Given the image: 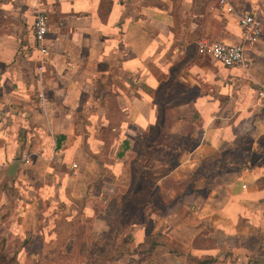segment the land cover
Returning a JSON list of instances; mask_svg holds the SVG:
<instances>
[{
    "label": "crops",
    "instance_id": "crops-1",
    "mask_svg": "<svg viewBox=\"0 0 264 264\" xmlns=\"http://www.w3.org/2000/svg\"><path fill=\"white\" fill-rule=\"evenodd\" d=\"M230 1L232 13L218 0H0V202L16 209L23 259L68 253L74 221L104 241L115 201L132 254L110 264H264V8ZM251 13L262 36L245 66L199 53L204 39L241 42Z\"/></svg>",
    "mask_w": 264,
    "mask_h": 264
},
{
    "label": "trees",
    "instance_id": "trees-1",
    "mask_svg": "<svg viewBox=\"0 0 264 264\" xmlns=\"http://www.w3.org/2000/svg\"><path fill=\"white\" fill-rule=\"evenodd\" d=\"M113 110H115L116 114L119 115L120 109L117 105V101L112 102ZM116 202H111L108 210H107V220L111 225V230L109 232L108 237L101 242H94L89 244L88 242V234L92 230L93 220L87 219L85 222L74 221L72 222L69 229L66 232H69L68 237H65V241L68 238H71L73 241V246L70 247L68 253H60L59 245L57 248H54L55 245L46 247L44 252L39 258H34L33 256H29L26 259L27 264H71L70 262L76 263H86V264H110L109 260L111 258H121L124 255L132 252L130 251V244L122 241V239L117 238L119 234L122 233L124 227L120 225V220L123 222L124 212H117L115 210ZM1 211V208H0ZM122 215V216H121ZM125 215V214H124ZM121 217V219H120ZM123 217V218H122ZM115 219V220H114ZM123 224V223H121ZM120 225V226H119ZM64 227V225H61ZM113 232H117L116 235H113ZM110 238V240H108ZM64 241V242H65ZM147 243H150L151 248H156L158 245L164 243L163 237L160 235L152 236L146 240ZM112 246V257L106 258V255L102 256L100 252H97L96 249H102L105 245ZM193 261L196 264H208L213 262V258H207L204 261H201L198 257H192ZM18 253H14L12 256H9L4 251V243L0 240V264H21L19 261ZM76 262V263H75ZM125 264H141V260L136 257V255H131L129 260Z\"/></svg>",
    "mask_w": 264,
    "mask_h": 264
},
{
    "label": "built area",
    "instance_id": "built-area-1",
    "mask_svg": "<svg viewBox=\"0 0 264 264\" xmlns=\"http://www.w3.org/2000/svg\"><path fill=\"white\" fill-rule=\"evenodd\" d=\"M219 5L226 11L234 12L235 6L230 0H218ZM261 7L264 8V0H259ZM242 30V41L236 44L226 43L220 40H201L198 44V51L201 55H209L215 61L219 62L225 67H241L245 66V49L247 45H256L262 36V25L258 16L254 13L245 14L239 20ZM34 36L36 41V48L45 58L49 55V50L46 45V38L49 33V22L45 11L37 8L35 14V21L33 25ZM42 69V68H41ZM259 97L264 98V88L259 90ZM39 103L41 106L45 104V94L40 92L38 94ZM25 162L30 163V159L25 157ZM76 168L77 164H73ZM76 172L73 175L76 176Z\"/></svg>",
    "mask_w": 264,
    "mask_h": 264
},
{
    "label": "rangeland",
    "instance_id": "rangeland-1",
    "mask_svg": "<svg viewBox=\"0 0 264 264\" xmlns=\"http://www.w3.org/2000/svg\"><path fill=\"white\" fill-rule=\"evenodd\" d=\"M147 142H148V140H147ZM0 208H1V211H0V240L3 241V243H4V251L9 256H12L14 253H18V256L20 259L19 261L21 262V264H27L26 260L23 259V256L20 255L21 253H25L27 251V248L23 247V245L21 244L22 243L21 239L18 240V234H17L18 230L15 229L16 227L13 229H10L11 227H9V225H11V220L14 217V212L16 211V209L13 205L11 206V204L7 206V204L1 203V202H0ZM126 212H127V210H126ZM124 214H125V212H124ZM124 214L122 213L123 217H124ZM125 217H126V215H125ZM120 219H121V217H120ZM123 220H124V218H123ZM121 221L122 220H120V222ZM116 234H117V232H113V235H116ZM126 235H127V233H125V236ZM200 237L201 236H197V239H200ZM108 240H110V238H108ZM112 249L113 248L111 245L106 244L104 248L96 249V251L100 252V254H102V256L105 254L106 258H109V257H112V254H111ZM198 258L201 261H204L207 258L210 259L212 257L204 256V257H198ZM150 259H151V257H149L147 259V261ZM191 259H193V258H191ZM212 260H213V262L208 263V264H214L217 262L215 260V258H213ZM191 261H192V264H196L193 260H191ZM70 263L74 264V262H70ZM76 264H86V263H76Z\"/></svg>",
    "mask_w": 264,
    "mask_h": 264
},
{
    "label": "water",
    "instance_id": "water-1",
    "mask_svg": "<svg viewBox=\"0 0 264 264\" xmlns=\"http://www.w3.org/2000/svg\"><path fill=\"white\" fill-rule=\"evenodd\" d=\"M18 168H19V163L18 162H14L13 164H11L7 168L5 182H9V181L14 179V177L16 176Z\"/></svg>",
    "mask_w": 264,
    "mask_h": 264
}]
</instances>
